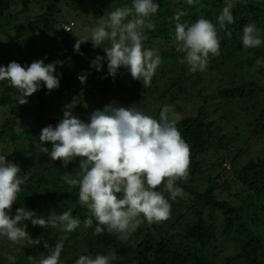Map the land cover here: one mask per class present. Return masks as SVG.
<instances>
[{"label":"trees","instance_id":"1","mask_svg":"<svg viewBox=\"0 0 264 264\" xmlns=\"http://www.w3.org/2000/svg\"><path fill=\"white\" fill-rule=\"evenodd\" d=\"M23 1L28 5L32 2ZM35 2L37 10L32 16L22 19L20 16L27 6L24 9L15 7L10 11L8 0H0V16L3 15L5 20L0 19V36L9 35L6 41L10 42L9 50L3 52L4 43L0 42V65L7 66L12 62L13 45H16L19 53H31L29 63L38 60L34 53L36 50L43 51V47L39 46L37 49L34 32L40 31L46 38L55 33V43L64 45L68 58L70 61L76 60L80 70L86 64L91 66L90 62L96 56L105 55L102 48L105 45L93 48L90 41L85 42L80 47L81 55L74 51L76 40L89 39L91 29L96 26L100 17L106 16L107 12L116 7L131 6L132 0ZM154 2L160 5L158 12L151 18L155 30L144 29L143 41L144 48L158 49L161 57L151 85L143 87L142 82L133 80L129 88L122 89L123 76L130 73L122 67L113 78L108 75L107 61H104L101 70L105 79L101 81L104 86L100 90L103 97L105 94L113 97L116 90L128 106L136 104L139 107L144 104L139 99V94L151 91L156 102L166 100L183 113V117L176 121V127L190 146V166L187 181H177L176 187L182 188L187 197L172 200L169 193L164 192L171 204L170 218L153 224L145 221L131 240L128 238L127 241H121L116 234L107 231L93 236L95 221L93 228L83 227L88 210L78 202L79 189H73L63 179L66 175H75L79 160L74 159L64 168L60 161H52L39 150L41 129L49 124L55 127L63 118L50 115L55 112V106L51 107L54 103L50 101L53 97H46V93L38 90L28 97L29 103L19 105V91L9 87L7 81H2L0 154H7L9 161L19 165V175L25 179L9 215L14 216L18 207L33 210L37 216L44 217L49 213L58 215L70 208L73 215L80 218L81 226L72 233H64L59 226L44 229L33 227L30 221H25L32 242L26 240L24 247H21L23 251L15 250L14 255L12 249L1 247L3 251L0 254V264H34L28 257L31 255L38 260L41 255H48L61 237L66 238L60 264H74L75 259L82 254L95 256L97 253L111 252L117 254V259L112 264H264V231L259 229L261 224L264 225V147L244 164L237 165L246 146L259 139L264 140V43L256 48L245 49L241 41L242 29L250 23H255L260 31V38L264 40V0H195L193 5H189L186 0ZM229 2L234 4L231 11L235 18L233 24L226 25L232 32L231 39L224 31H218L221 38L220 55H210L204 72H189L188 66L179 62L184 54L176 51L171 38L177 22L172 18L176 13L183 12L179 22L192 23L203 16L219 29L217 17ZM85 5L89 11L83 12ZM6 9L8 13L1 11ZM67 13H72L74 19L79 18L84 22L79 29L74 28L69 33H65L62 27L65 22L71 21ZM11 32H15V35ZM26 34L31 37L32 42H25L23 38ZM26 45H30L31 50L25 49ZM67 62L69 69V61ZM20 63L21 66H26L24 58ZM91 68L87 72V79L91 83L90 80L86 81L93 86L96 82L93 75L97 71ZM62 73L67 80L81 83L73 72L67 70ZM158 81L163 84L162 88L155 85ZM141 88L143 92L140 91ZM45 91L49 92L47 89ZM55 97L56 100H63L62 94ZM246 100L254 102L255 107H260L261 111L256 120L241 123V126L236 123L237 119H233L232 108L246 112L251 108L246 105ZM31 102L37 103L35 110L29 106ZM27 115L30 117L28 122ZM22 119L28 125L18 129L22 125ZM81 120L89 122V116L83 113ZM36 123L37 126H33ZM21 140L25 142L24 145ZM43 146L49 149L52 147L50 142ZM232 153L233 159H230ZM225 172L227 174L223 181L221 177ZM204 184L207 186L202 189ZM157 190H163L162 186ZM223 194L225 197L221 198ZM37 238L46 239L49 248L44 249L42 243L37 246L34 243ZM222 239L234 242L237 246L235 252L227 256L222 249ZM9 255L15 257L14 262L7 258Z\"/></svg>","mask_w":264,"mask_h":264},{"label":"clouds","instance_id":"2","mask_svg":"<svg viewBox=\"0 0 264 264\" xmlns=\"http://www.w3.org/2000/svg\"><path fill=\"white\" fill-rule=\"evenodd\" d=\"M186 2L193 5L195 0ZM233 7L234 4L229 2L222 8L217 17L219 29L203 16L192 23H180L184 13L174 15L172 19L177 22L171 38L176 51L184 54L179 62L186 64L189 72H204L210 55H220L218 31H224L231 39L232 32L226 25L235 22ZM159 8V3L154 0H132L131 6L116 7L97 20L89 39L76 40L74 51L82 55L81 44L90 41L92 47L97 48L108 41V45L102 47L105 55L96 56L90 62L91 67L100 71L107 61L109 76L115 78L123 67L133 80L149 87L161 57L158 49L144 48V29L155 30L151 18ZM64 29L71 31L68 27ZM241 41L245 49L264 43L255 23L243 27ZM63 63L57 60L45 64L41 59L21 66L12 61L7 66L0 65V82L7 81L9 87L17 89L19 105H24L42 85L49 92L59 87L57 65L62 67ZM78 79L85 84L87 73L79 74ZM83 95L81 89L79 96L82 98ZM77 103L78 98L74 97L64 106L63 118L55 127L49 124L41 129L39 150L52 161H60L64 168L74 159L79 160V171L63 179L70 187H78V202L88 210L83 227L93 228L95 221L93 236L107 231L116 234L121 241H127L145 221L148 224L167 221L171 216V204L164 192L169 193L172 200L184 195L176 183L187 181L191 155L190 146L182 138L176 121L168 115V106L161 109L159 119H156L142 112L136 104L121 106L113 101L94 110L89 122H84L73 114ZM46 142L51 143V149L43 146ZM20 172L19 165L9 161L7 154H0V237L14 244L25 240L32 242L25 221L44 229L59 226L64 233H72L81 226L80 218L74 216L70 208L58 215L49 213L44 217L18 207L14 216L9 215L21 185L25 183ZM161 186L163 190L158 191ZM65 238L58 239L48 255H41L38 260L30 255L28 260L34 264H60ZM34 243L49 248L46 239L37 238ZM7 258L15 260L12 255ZM116 259L115 252L95 256L82 254L74 264H112Z\"/></svg>","mask_w":264,"mask_h":264},{"label":"rangeland","instance_id":"3","mask_svg":"<svg viewBox=\"0 0 264 264\" xmlns=\"http://www.w3.org/2000/svg\"><path fill=\"white\" fill-rule=\"evenodd\" d=\"M32 2L29 3V5L23 1V0H8V7L10 8L9 10L12 11L15 7H21V9L26 8V11L20 16L22 19L23 18H28V15L32 16L33 13L37 10V5L36 2L37 0H31ZM36 5V6H35ZM84 5V4H82ZM81 9V8H80ZM83 12L89 11L88 7L85 5L83 6ZM1 11H5L6 13H8V9L6 10H1ZM68 14V13H67ZM1 20L5 21L3 19V15L0 16ZM68 19L71 21L75 22L76 25V30L79 29L80 25H82L84 22L81 21L79 18L74 19L72 13H69L67 15ZM39 33L38 35L36 33ZM12 35H15V32H11ZM34 35L36 36L37 39V49L40 47H43V51H35L34 55L37 56L40 60H44L45 64L60 60L63 61V66L61 67L60 65H57V74L60 78V85L57 89L53 90V92H46L45 90L47 89L46 87L42 86V88L40 89L41 92L46 93V97H53L52 101L54 104L51 105V107L55 106V112L50 113V115L52 117H63V109L64 106L66 104H69L72 102L73 98L76 97L78 98V103L76 104L75 108L73 109V114L76 115L77 117H79L80 119H82L83 117V113L87 114L88 116H90V114L96 110V109H102L106 104H109L113 101L117 102L119 105L121 106H128L125 102H123L121 100V98L119 97L120 94L116 93V90H114L113 93V97H109L107 94H105V96L103 97V95L101 94L100 89L103 88V84H101V81L105 79V75L102 72V70L97 71L95 73V75H93V78L96 80V82L93 84V86L90 84H88V82L86 81L84 85H82L81 83H77V81H73V80H67L65 78V76L63 75L62 72H66L67 70H69V72H73V74H75L76 78L78 79V75L82 74V73H87L88 71H91L92 68L90 66V64H86L84 66H82V69L80 70V66L78 65L79 63L76 62V60H73L68 58L67 55V51L64 48L63 44H59L57 45L55 43V39H56V34L52 33L51 35H49L48 38L45 37V34L43 32L40 31H36L34 32ZM63 36L65 37L66 35L63 33ZM9 38V35L7 34H3L0 36L1 41L4 44H2V52L3 51H7L9 50V46L8 44L10 42L6 41V39ZM25 39L27 43L32 42L31 41V37L28 36V34L25 35V37L23 38ZM26 43V44H27ZM6 44V45H5ZM104 45L106 46V41L104 43ZM36 47V46H35ZM25 49L31 50V46L30 45H26L24 47ZM12 52H14L13 56H12V61H16L18 63H20V60H22V58H24V62L26 65H28L29 63V57L30 54L26 55L23 53H19L17 51V47L16 45L11 46ZM35 49V48H34ZM33 49V50H34ZM38 59V60H39ZM28 61V62H27ZM69 61V69H68V62ZM21 64V63H20ZM30 64V63H29ZM73 70V71H71ZM232 70V69H231ZM63 75V76H62ZM92 78V77H91ZM206 79V78H205ZM86 80H90V79H86ZM207 80V79H206ZM91 83V80H90ZM133 84V79H131V75L129 74H125L123 76V79L121 81L122 84V89L124 88H129L132 84ZM2 82H0V93L2 91L1 88ZM155 85H160V87H163V84L161 82H157ZM97 87L98 89L94 88ZM105 86L109 87L108 84H105ZM89 87V88H88ZM92 87V89L90 88ZM154 88V87H153ZM81 89H83V97L81 98L79 96ZM90 89V90H89ZM140 91L143 92L142 88L140 89ZM58 92V93H56ZM95 93H99V95H94ZM122 93V92H121ZM62 94V98L63 100H56L57 97H55V95H60ZM127 97H129L128 94H126ZM139 99L142 100L144 102V104H142V106L140 105L137 106L142 112H144L147 115H150L156 119H159V114L160 111L163 107L168 106L169 108V112L168 115L170 117V119H174L175 121L180 120L183 117V113L178 111L174 106L171 105V103L167 102L166 100H161V103L156 102L154 100V94L151 91H148L147 93H142L139 94ZM105 100V101H103ZM49 101V102H50ZM246 105H250L251 108L247 109L246 112H244L242 109H233L232 108V115H233V119H237L238 121L236 123H244L247 124L248 122H251L252 120H256V117L260 114L261 108L254 105V102L250 103L248 100L245 101ZM263 104V103H261ZM36 102H31L29 104L30 107L34 108V110L36 109ZM254 106V108H253ZM262 107V105H260ZM38 108V107H37ZM47 108V107H45ZM1 110V107H0ZM30 117L27 115L26 117V121L29 120ZM247 119V121H243ZM22 121V125L19 126L18 129L27 126L28 125V121L26 122L24 119L21 120ZM242 121V122H241ZM47 123H49L47 121ZM33 126H37V123ZM242 126V125H241ZM22 145L25 144V142L23 140H21ZM264 147V140L259 139L256 143L252 142L251 145L246 146V150H244V152L242 151L243 155L240 158V161H238L237 165L241 166L242 164H244L246 161H248V159H250L251 157H254L255 155H257V152H260L262 150V148ZM219 154V152H218ZM230 159H233V153L230 154ZM230 163L232 164V161L230 160ZM77 170L76 167H73ZM67 173V170H65ZM79 171V168H78ZM227 174V172L222 174L221 179L224 181L225 179V175ZM207 185L204 184L202 186V189L205 188ZM74 189V188H73ZM75 189H78V187H75ZM236 191H237V187H236ZM234 191V193L236 192ZM170 197V194H169ZM178 197H187V195L184 193L183 196H178ZM221 198H224L225 195H221ZM143 223L140 225L142 226ZM145 226H147V224H145ZM148 227H150V225H148ZM151 227H154V225H152ZM138 229V228H137ZM137 229L135 230V232L137 231ZM260 230L264 231V225L261 224V226H259ZM133 232L130 236H129V240H131L133 238V234L135 233ZM25 241H21L18 244L17 243H12L10 241H8L6 238L4 237H0V254L3 251V249L1 247H4V249L9 250L12 249L13 253L12 255H14L15 250L18 251H23L21 249V247H24ZM222 249H224L226 251L227 256H229L231 253L235 252L236 249V245L234 244V242H230V241H225V239H222Z\"/></svg>","mask_w":264,"mask_h":264},{"label":"built area","instance_id":"4","mask_svg":"<svg viewBox=\"0 0 264 264\" xmlns=\"http://www.w3.org/2000/svg\"><path fill=\"white\" fill-rule=\"evenodd\" d=\"M62 27H63V30H64L65 33H69V32H71V31L74 30V28L76 27V25H75V22H74V21H69V22L64 23V24L62 25ZM64 27H68V28H70L71 31H66V30L64 29ZM226 164H228V163L226 162ZM228 166H229V165H228Z\"/></svg>","mask_w":264,"mask_h":264}]
</instances>
